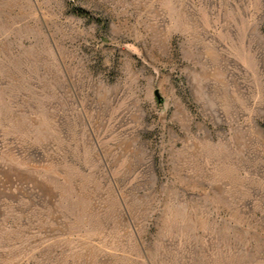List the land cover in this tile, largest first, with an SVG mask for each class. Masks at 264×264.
<instances>
[{"label": "rangeland", "instance_id": "rangeland-1", "mask_svg": "<svg viewBox=\"0 0 264 264\" xmlns=\"http://www.w3.org/2000/svg\"><path fill=\"white\" fill-rule=\"evenodd\" d=\"M0 264H264V0H0Z\"/></svg>", "mask_w": 264, "mask_h": 264}, {"label": "trees", "instance_id": "trees-1", "mask_svg": "<svg viewBox=\"0 0 264 264\" xmlns=\"http://www.w3.org/2000/svg\"><path fill=\"white\" fill-rule=\"evenodd\" d=\"M73 14L77 17H81V18H87L89 17L88 13H86L85 11L81 10V9H73L72 10Z\"/></svg>", "mask_w": 264, "mask_h": 264}]
</instances>
